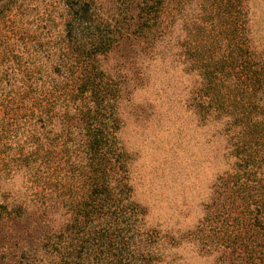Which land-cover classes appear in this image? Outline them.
<instances>
[{"label":"rangeland","instance_id":"374dc122","mask_svg":"<svg viewBox=\"0 0 264 264\" xmlns=\"http://www.w3.org/2000/svg\"><path fill=\"white\" fill-rule=\"evenodd\" d=\"M91 1L118 31L95 61L116 92L108 144L124 168L111 173L113 185L124 176V203L144 210L125 253L150 255L148 264H264V0H163L156 18L140 11L153 0ZM65 2L0 0V93L11 97L0 109V204L13 211L0 220V264H57L82 236L78 205L90 187L78 169L86 159L75 157L81 135L16 102L33 93L32 62L48 73L61 61L46 41L62 36ZM247 157L252 172L247 187L233 186L227 217L214 185L229 178L231 190ZM248 196L258 233L245 226Z\"/></svg>","mask_w":264,"mask_h":264},{"label":"trees","instance_id":"16d2710c","mask_svg":"<svg viewBox=\"0 0 264 264\" xmlns=\"http://www.w3.org/2000/svg\"><path fill=\"white\" fill-rule=\"evenodd\" d=\"M65 5L67 19L63 23L61 38L56 41L47 38L46 41L48 50L51 46L58 47L61 61L50 63L48 73L46 65L32 62L31 74L26 82L27 88L33 93L29 94V91L23 90L17 93L19 99L16 100L18 106H28L30 112L38 113L39 121L43 119L53 121L57 118L60 123L67 125L64 131L66 136L77 134L82 138L78 140L82 147L75 157L81 153V160L86 159L84 163L79 164L78 169L80 175L84 176L83 181L90 187L89 201L83 206L78 205V214L82 216L76 231L82 235L79 243L65 247L67 251L61 254L57 264H148L150 255L147 257L148 255L145 256L142 252L136 255L133 250L125 253L131 244H135L133 238L138 235L137 216L144 214V210L132 203H124L128 200L127 195L130 191V187L124 182V176L116 177L115 181L120 184L113 185L114 174L112 176L111 173H116L117 167L124 168L118 157L114 158L115 152L114 148H111V143L108 144L114 127L109 123L108 102L116 92L115 86L112 88L107 84L103 72L95 62L96 56L111 49L116 40L114 34L118 31L97 12L91 0H66ZM163 6V0H153L151 4L147 1L140 7V11L146 14L155 12L156 18L162 12ZM147 22L146 19L144 24ZM32 39H35V36ZM61 43H64V49L59 48L58 44ZM38 48H41V44ZM68 56L70 61L65 60ZM210 82L208 79V83ZM10 99L11 97L0 93V109L5 108ZM78 100L85 101V104L80 105ZM63 135L64 133L59 134L60 137ZM248 159L250 162L241 158L237 163L240 168L232 176L234 180L230 185L231 190L228 187L229 178H219L214 185L213 201L215 199L224 201L223 213L227 217L233 213L228 205V202L232 204L235 199L232 195L233 186L247 187L246 180L252 172L250 165L254 158ZM262 163L264 156L260 159V166ZM250 198L252 197L244 198L247 204L246 213L243 214L244 221H247L245 226L252 234V231L258 233V229H262V224L258 221L260 213L253 212V201ZM11 213L12 209L9 210L6 205L0 204V220ZM72 226L75 228L74 224ZM255 239L257 240L254 236ZM236 243L230 240L225 243V248ZM241 245L245 249L248 248L246 244ZM103 252L108 253L107 257L101 256ZM93 253L94 262L90 261Z\"/></svg>","mask_w":264,"mask_h":264}]
</instances>
